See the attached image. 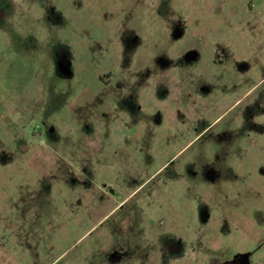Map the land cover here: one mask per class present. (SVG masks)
<instances>
[{
    "label": "rangeland",
    "instance_id": "obj_1",
    "mask_svg": "<svg viewBox=\"0 0 264 264\" xmlns=\"http://www.w3.org/2000/svg\"><path fill=\"white\" fill-rule=\"evenodd\" d=\"M2 8L0 264H264V0Z\"/></svg>",
    "mask_w": 264,
    "mask_h": 264
},
{
    "label": "crops",
    "instance_id": "obj_2",
    "mask_svg": "<svg viewBox=\"0 0 264 264\" xmlns=\"http://www.w3.org/2000/svg\"><path fill=\"white\" fill-rule=\"evenodd\" d=\"M3 195L6 196V197H4V199L7 198V200H8L7 203H6L7 204V207H6L7 212H4L3 217H0V222H1V224H4V226L7 227L8 230L11 229V231H12V238L13 239L12 238L11 239L8 238V240L7 241H4V242H3V240H0V248H2V249H0V257H3L4 256V257H7L9 259L11 258V259H14L15 260L16 259V257H15V251L12 249V247L15 246L14 245L15 244V241L14 240L16 239V237H15V230H16V228L15 227L17 225V222L15 220L16 219L15 192L9 193L8 195L7 194H3ZM65 205H66L67 208L69 206L70 208H68V209L71 210V208H72V206L74 204L73 203L66 202ZM26 206H28L27 203H26ZM26 206H25V208H26ZM29 206H28V208H31ZM9 246H10V248H9ZM56 260L57 259H55L54 261H56ZM54 261L49 262V264H52ZM9 262H10V260H9Z\"/></svg>",
    "mask_w": 264,
    "mask_h": 264
},
{
    "label": "flooded vegetation",
    "instance_id": "obj_3",
    "mask_svg": "<svg viewBox=\"0 0 264 264\" xmlns=\"http://www.w3.org/2000/svg\"><path fill=\"white\" fill-rule=\"evenodd\" d=\"M3 15H4V10L2 8L0 10V20L2 19ZM125 201L126 200H124L123 202H125ZM126 249L127 248H125V250ZM172 252L176 254V257L177 258L181 257L182 259L187 260V255H185V252L183 250L182 251H178L177 249L172 248ZM128 255H129V252L128 251H125V255L123 256L122 253H121L120 256L122 258H127ZM215 264H254V262L251 259V254L250 253H248V255H241V253H237V254H235L231 258L226 259V260H223V261H220V262L215 263Z\"/></svg>",
    "mask_w": 264,
    "mask_h": 264
},
{
    "label": "water",
    "instance_id": "obj_4",
    "mask_svg": "<svg viewBox=\"0 0 264 264\" xmlns=\"http://www.w3.org/2000/svg\"><path fill=\"white\" fill-rule=\"evenodd\" d=\"M241 255H248V253H241Z\"/></svg>",
    "mask_w": 264,
    "mask_h": 264
}]
</instances>
